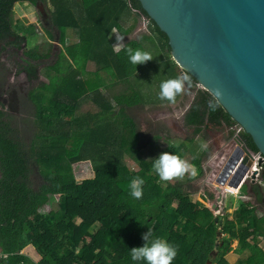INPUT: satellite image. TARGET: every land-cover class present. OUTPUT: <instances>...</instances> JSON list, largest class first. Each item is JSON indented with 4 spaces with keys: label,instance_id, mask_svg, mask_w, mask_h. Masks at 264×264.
I'll list each match as a JSON object with an SVG mask.
<instances>
[{
    "label": "trees",
    "instance_id": "1",
    "mask_svg": "<svg viewBox=\"0 0 264 264\" xmlns=\"http://www.w3.org/2000/svg\"><path fill=\"white\" fill-rule=\"evenodd\" d=\"M44 1L51 25L58 31L57 36L46 29L51 40L48 48L39 44L28 47V33L14 19V4H0V264H146L133 261L130 251L145 243L142 234L149 228L177 246L172 264H264V163L260 182H245L239 194L230 193L223 199V215H216L198 200L199 190L193 185L204 173L202 161L208 148L201 149L202 141L197 147L194 142L198 140L191 138L187 150L194 154V176L163 181L152 170V160L161 152L182 158L185 153L181 146H170L167 135L157 133L149 156L145 155L140 126L132 115L134 107L147 102L136 83L145 66L131 64L125 49L147 50L146 45L153 44L152 38L157 36L165 53L166 79L182 76V69L173 58L168 35L150 18L141 1ZM36 3L30 0L31 5ZM139 18L148 20L149 33L128 39ZM69 31L77 38L81 66L67 55ZM116 32L125 39L120 49L114 43ZM53 41H58L61 49L52 63L34 72L33 77L39 79L40 75L41 81L27 90L15 87L3 52L17 46L31 73L33 62L38 66L52 57ZM91 62L97 76L102 70L114 75L115 81L107 89L124 87L114 93L91 90L83 77ZM214 98L199 87L185 124L199 137L211 126H226L231 137L239 124L220 103L215 111L209 107ZM87 102L97 109L81 111ZM240 135L259 152L249 133L242 129ZM61 149L68 151L62 159L57 155ZM126 156L138 163L139 170H129ZM81 162H91L94 176L78 181L71 167ZM135 176L145 181L140 199L129 194ZM51 197L58 199L59 209L40 216ZM96 223L99 229L89 242L80 245ZM220 230L223 238L219 241ZM114 233L118 234L115 241ZM31 242L45 256L39 262L22 252ZM231 251L248 254L230 263L226 255Z\"/></svg>",
    "mask_w": 264,
    "mask_h": 264
},
{
    "label": "water",
    "instance_id": "2",
    "mask_svg": "<svg viewBox=\"0 0 264 264\" xmlns=\"http://www.w3.org/2000/svg\"><path fill=\"white\" fill-rule=\"evenodd\" d=\"M169 37L173 58L249 133L264 161V0H140ZM254 152L239 133L218 155L219 196L238 191L254 169ZM219 210V207H215ZM220 224L223 217H219ZM222 231H218L220 236Z\"/></svg>",
    "mask_w": 264,
    "mask_h": 264
},
{
    "label": "rangeland",
    "instance_id": "3",
    "mask_svg": "<svg viewBox=\"0 0 264 264\" xmlns=\"http://www.w3.org/2000/svg\"><path fill=\"white\" fill-rule=\"evenodd\" d=\"M46 9L48 8L44 6L36 8L27 4H17L14 7L15 21L17 23H21L24 27V31L28 33V40L26 43L28 47H34L39 44V46L43 48H48L51 40L49 39V36L46 32L47 28L52 29L55 35L58 36V31L54 26L51 25L48 16L49 14ZM147 33H149L148 20L146 18H139L137 26L130 37H139L140 35ZM117 36L118 34L116 32L114 35V39L116 40L115 46L116 49H120L124 44L125 39L123 41H117ZM152 41L154 43L151 44V42H149L148 45H146V49L151 53L153 58L144 63L145 70L142 71L141 76L137 79L136 82L138 85V89L142 92L143 96H145V100L147 102L145 103V105H138L132 110V115L135 117L137 123L140 126L145 155L147 157L149 156L148 153L151 151L150 143L153 139V135L157 133L165 134L169 137L168 141L170 142V146L182 147V151L185 153L184 159H186L193 166V170L196 174L197 170L193 163L194 154L187 151L190 145H192L191 138H196L198 140L194 142L195 146L197 147L200 141H202L201 143H207L208 152L204 155L202 161L204 173L200 178L198 177V179L193 180V185L194 188L196 187L199 190L197 195L198 200L204 201V203H206L216 213V215H223L225 212V210H223L225 204L217 200L219 192L216 188L218 184L216 183L215 178L216 174L220 170L217 159L218 155L225 149V145L229 143L236 132L233 136L230 137V128L226 126H222L219 128L211 126L205 129V132L201 134V137H199L198 135L194 134L192 128L186 126L185 115L189 110L199 87H202L199 84L191 83L190 86L186 84L182 95L174 104L167 103L159 98L158 93L160 90V83L162 80L166 79L168 70L165 71L166 68L164 67V62H166V58L164 57V51L160 48L161 45L159 42V38L157 36H153ZM53 44L54 47L52 57L48 60L40 61L38 66H36V63L33 62V64H31V73L26 69L30 68V64L25 61L21 50H19L17 46L13 45L3 52L2 59L9 64L12 72L10 79L11 81H15V87H18L19 90L21 89V91L27 90L29 87L35 86L41 81L42 76L39 75V79H35L33 77V74L34 72L39 73L43 67H45L49 63H52V61L56 59V55L59 52V48L61 49V45L58 41H53ZM68 45V57L76 66H81L82 60L80 61L78 56V41L76 36H74L71 31H69ZM95 70V64L91 62L88 63L85 73L83 74V77L87 79L88 85L91 90L100 88L104 93L108 91L110 92V90H112L114 93L124 87L123 85H117L116 87L107 89V85L115 81L114 75L107 72L106 70H102L97 76ZM181 74L182 76H184L182 70ZM96 109V106H94L92 102L84 103L81 107V111ZM67 153V150L61 149L59 152H57V155L62 159V157H65ZM125 162L129 170H139L138 163L128 156H126ZM71 170L74 172L78 181H83L94 176V170L92 168L91 162L78 163L76 165H73V167H71ZM192 176L194 175L192 174V170H190L188 173H185L183 177H175L173 182L187 180ZM259 179L260 176L257 178L255 176L249 177L246 182L248 184H252L254 182H260ZM239 192L240 191H238L237 189H231V192L223 193L224 201L228 197H230V193L237 195L239 194ZM247 198L250 199V197ZM255 200L256 198H253V201ZM215 207H219V210H216ZM58 209V199L56 197H51L49 202L41 209L40 216L47 215L48 213L56 211ZM228 212H232V210L229 208ZM99 227V223L94 224L90 228V234L83 236L80 245L89 242L90 236L93 232H96ZM117 235L118 234L116 233L113 234L112 239H114V241L117 239ZM222 238L223 234L219 236V241ZM261 245L264 247V238L261 240ZM233 246L237 247V241H234ZM22 252L29 255L35 262H39L45 257L34 242L26 245ZM247 254V252L243 254H237L235 251H231L226 255V260L230 263H236L238 261H241L242 259H245L247 257ZM209 264L219 263L210 262Z\"/></svg>",
    "mask_w": 264,
    "mask_h": 264
},
{
    "label": "clouds",
    "instance_id": "4",
    "mask_svg": "<svg viewBox=\"0 0 264 264\" xmlns=\"http://www.w3.org/2000/svg\"><path fill=\"white\" fill-rule=\"evenodd\" d=\"M117 41H123L124 35H118ZM129 62L138 65L151 60L153 57L148 50L141 48L127 47L125 49ZM192 81L187 75L171 77L162 80L160 83L159 98L162 101L176 103L178 95H180L186 84L190 86ZM223 96L221 90L217 89L215 98L209 101V107L215 111L219 104V98ZM207 143L201 144L202 150H207ZM152 170L157 174L160 180L168 181L175 177H183L185 173L192 170L195 175L193 166L180 155L164 151L152 160ZM145 181L143 177L135 176L129 184V194L140 199L143 194V185ZM144 244L142 246L131 247L130 255L133 261H144L146 264H172L177 256V246L168 242L166 239L156 236L149 228L147 232L142 234Z\"/></svg>",
    "mask_w": 264,
    "mask_h": 264
},
{
    "label": "flooded vegetation",
    "instance_id": "5",
    "mask_svg": "<svg viewBox=\"0 0 264 264\" xmlns=\"http://www.w3.org/2000/svg\"><path fill=\"white\" fill-rule=\"evenodd\" d=\"M0 4H14V6H16L17 4H19V5H22V4L31 5L30 0H25L22 3L20 2V0H0ZM36 5L34 7L38 8V7H42V6L46 7L47 4L45 3L44 0H37ZM31 6H33V5H31ZM46 10L48 11V14H49V10L48 9H46Z\"/></svg>",
    "mask_w": 264,
    "mask_h": 264
},
{
    "label": "built area",
    "instance_id": "6",
    "mask_svg": "<svg viewBox=\"0 0 264 264\" xmlns=\"http://www.w3.org/2000/svg\"><path fill=\"white\" fill-rule=\"evenodd\" d=\"M243 128L241 127V126H238L237 127V130H236V133H239L240 134V132H241V130H242ZM256 155H255V157H256V163H255V166H254V169H257L258 170V173L257 174H255V175H252V173H253V171L249 174V177H259L260 176V173H261V170H262V165H263V163H264V161H263V163H262V165H258V160L260 159V158H262L263 157V155L261 154V153H259V152H257V153H255ZM248 177V178H249ZM248 178H247V180H248ZM246 180V181H247Z\"/></svg>",
    "mask_w": 264,
    "mask_h": 264
},
{
    "label": "crops",
    "instance_id": "7",
    "mask_svg": "<svg viewBox=\"0 0 264 264\" xmlns=\"http://www.w3.org/2000/svg\"><path fill=\"white\" fill-rule=\"evenodd\" d=\"M138 20H139V19H138ZM132 34H133V33H132ZM132 34H131V35H132ZM131 38H132V37H130V35H129V38H128V39H131ZM134 38H136V37H134ZM114 43H116V40H115ZM123 45H124V44H123ZM123 45H122V46H123ZM239 191H240V190H239ZM222 202H223V201H222ZM231 210H232V209H231ZM261 246H262V245H261Z\"/></svg>",
    "mask_w": 264,
    "mask_h": 264
}]
</instances>
